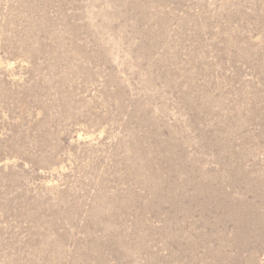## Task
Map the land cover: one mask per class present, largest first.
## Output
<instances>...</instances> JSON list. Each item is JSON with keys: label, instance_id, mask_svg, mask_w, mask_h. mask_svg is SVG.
Here are the masks:
<instances>
[{"label": "rangeland", "instance_id": "1", "mask_svg": "<svg viewBox=\"0 0 264 264\" xmlns=\"http://www.w3.org/2000/svg\"><path fill=\"white\" fill-rule=\"evenodd\" d=\"M0 264H264V0H0Z\"/></svg>", "mask_w": 264, "mask_h": 264}]
</instances>
